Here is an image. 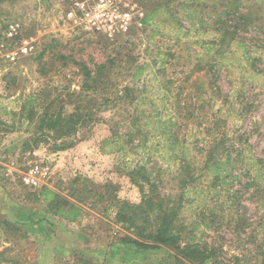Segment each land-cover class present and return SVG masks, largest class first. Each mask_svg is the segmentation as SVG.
I'll return each instance as SVG.
<instances>
[{"label": "rangeland", "instance_id": "obj_1", "mask_svg": "<svg viewBox=\"0 0 264 264\" xmlns=\"http://www.w3.org/2000/svg\"><path fill=\"white\" fill-rule=\"evenodd\" d=\"M250 3L264 22V0ZM156 8V26H143L141 20ZM82 11L100 16L97 25L82 21ZM191 15V22L184 18ZM193 23V9L171 0L0 2V219L13 224H0V264H179L171 248L121 243L136 234L117 221L115 211L125 203L143 205L152 195L173 206L183 192L177 223L183 245L209 248L215 257L207 264H264V180L257 176L264 172V51L252 48L264 42L263 34L246 35L248 50L234 46L225 53L217 82L208 72L213 53L203 57L197 44L217 37L197 36ZM10 25L17 27L14 37ZM25 44L27 54L7 59ZM246 53L258 57L255 68L245 62ZM79 64L93 71L107 66L94 94L83 89ZM36 94L41 98L33 105V121L23 122L22 106ZM46 101L67 118L80 105L89 115L70 137L56 140L39 127ZM157 116L177 117L175 140L191 150L192 173L180 171L183 161L151 152L146 161L156 194L139 177L146 185L143 196L127 171L142 163L135 146L157 138L151 126L138 135L132 125ZM111 129L119 138L104 153L101 143ZM227 154L238 176L230 186L204 168L209 155ZM250 155L257 165H248ZM66 200L71 204L64 205ZM59 203L62 214L55 215L51 206ZM108 205L113 211L105 215ZM138 217V225H152Z\"/></svg>", "mask_w": 264, "mask_h": 264}, {"label": "trees", "instance_id": "obj_2", "mask_svg": "<svg viewBox=\"0 0 264 264\" xmlns=\"http://www.w3.org/2000/svg\"><path fill=\"white\" fill-rule=\"evenodd\" d=\"M2 1L9 0H0V2ZM174 1H178L184 10L193 9V14L195 13L196 15L197 24L193 23L192 29L195 30L197 36H199V34H213L217 37V39L215 38L214 40H201L197 43L203 50V57L204 55H207V53H213L214 59L208 63V72L213 74L214 80L217 82L221 79L222 70L225 66L224 60H226L224 55L227 51L229 52L234 46L239 47V49L248 50L250 45L245 37L249 33H261L263 34L262 38H264L263 15L260 13V10L256 8L254 3H250L253 0H171V4ZM168 7H170V5ZM159 10L160 8H156L147 13V15L141 20V24L145 27H155L154 20ZM184 18L189 22L193 20L192 15L191 17ZM261 40L263 41L264 39ZM252 48L255 51H264V42L253 45ZM257 61L258 57H255L254 53H246L245 62L247 64L252 65L255 68ZM79 68L85 77L83 89L86 92H93V94L95 91L100 90L102 83L99 78H104L106 72H108L107 66L101 65L95 71L90 69L86 64H79ZM216 90L217 95L222 97L219 86ZM124 92L130 94L131 88L126 87ZM40 98L41 94L30 95L27 97L26 103L22 106L21 114L19 115L23 122L27 121L30 123L33 121L35 115L34 110L36 108L33 105L38 100L40 101ZM140 99L141 98L136 99L135 102L134 99H132L130 104H138L141 101ZM46 103L48 104V107H46L45 112L40 117L41 120L39 122V127L41 132L45 130L49 131L50 136L56 140L70 137L76 132L77 125L86 122V117L89 115L84 113L82 106L80 105L76 112L67 118L62 112L56 113L51 111L54 101H46ZM108 103L109 102H107V104ZM177 121L176 116H170L167 119L157 116L147 117V123L142 122L139 125H132V132L137 133L138 135L143 133L148 134L147 127L151 126V131L157 138V140L151 142L148 137H145L142 142L135 146L141 153L140 156L142 163L138 164L135 170L127 171V173H132L133 180L143 196L146 195V185L142 182H137V178L139 177L141 181L149 184L151 189L150 192L156 194L157 187L151 182V176L154 173L153 171L148 172L149 163L146 161V158L149 157L151 152L156 153L159 156H161V154H168L169 160L171 161H173V159H179V163L183 161L184 163L180 166V171L184 173V175H191L192 173V162L190 159V154L192 153L191 150L189 147L180 143L178 139L175 140L174 129L178 127ZM110 132L111 136L101 143V151L104 153H106L104 149L111 146V144L116 143L119 138V135L114 129H111ZM133 142L132 139L128 141L129 144ZM66 149H68V147L65 145L58 150L64 151ZM250 156V162H248V165H251L252 163L257 165L259 160L255 161L254 157L252 155ZM223 158L209 155L204 168L209 177L220 182V184H223L224 186H230L238 179V176L235 174V169L237 167L234 161H232L233 159L230 154L224 155ZM257 176L258 180H264V172L261 173L258 171ZM76 192H78V190ZM152 196L145 199V204L143 205L125 203L119 211H115L117 221L129 224L128 228H133L136 234V238L126 237L121 240V243L132 244L136 248L142 250H155L161 246L171 248L176 251L177 255H175V259L179 264L186 262L190 264L209 263L210 259L215 257V253L209 248L202 247L198 243L187 245L182 244L181 231L179 230L177 223L179 212H182L183 209V201L186 193L183 192L179 197L177 204L173 206L170 205L168 200L160 195L156 200ZM59 197L60 196L56 194V199H59ZM114 198H116V196H114ZM69 204L71 203L66 200L64 205ZM51 211L55 215L62 214L61 203L53 204L51 206ZM111 211H113V206L108 205L106 207L105 215H109V212ZM139 214L143 215V222L147 221L146 223H151L152 225L146 227L138 225V221L140 220L138 217ZM153 220L155 221V224H153ZM0 224L7 228L13 227V224L6 220L0 219Z\"/></svg>", "mask_w": 264, "mask_h": 264}, {"label": "built area", "instance_id": "obj_3", "mask_svg": "<svg viewBox=\"0 0 264 264\" xmlns=\"http://www.w3.org/2000/svg\"><path fill=\"white\" fill-rule=\"evenodd\" d=\"M101 7H102V4H98V7H97L98 10H100ZM68 16H69V18H72V19H74L76 17L73 12L69 13ZM99 18H100V16H98L97 19H99ZM97 19H94L91 16V14L89 12H87V11H82V13H81V20L82 21H86V22H88V23H90L92 25H95V26L97 25V22H96ZM16 33H17V27L15 25H10L9 28H8V34H9V36L10 37H14ZM25 45H26V47H23L20 50V53H18V54H16V53L9 54L7 56V59H9L10 61H13L14 62L18 58V55L19 54H22V55L27 54L28 53V47H27L28 45L27 44H25Z\"/></svg>", "mask_w": 264, "mask_h": 264}]
</instances>
